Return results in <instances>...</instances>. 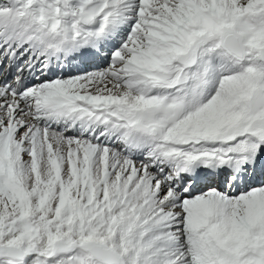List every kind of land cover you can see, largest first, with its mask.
Segmentation results:
<instances>
[{
    "label": "snow or ice",
    "instance_id": "6c2138e0",
    "mask_svg": "<svg viewBox=\"0 0 264 264\" xmlns=\"http://www.w3.org/2000/svg\"><path fill=\"white\" fill-rule=\"evenodd\" d=\"M0 264H264V0H0Z\"/></svg>",
    "mask_w": 264,
    "mask_h": 264
}]
</instances>
